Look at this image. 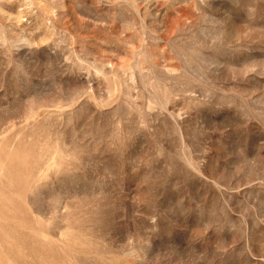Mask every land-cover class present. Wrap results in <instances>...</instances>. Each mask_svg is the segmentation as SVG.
Segmentation results:
<instances>
[{
  "label": "rangeland",
  "instance_id": "obj_1",
  "mask_svg": "<svg viewBox=\"0 0 264 264\" xmlns=\"http://www.w3.org/2000/svg\"><path fill=\"white\" fill-rule=\"evenodd\" d=\"M0 264H264V0H0Z\"/></svg>",
  "mask_w": 264,
  "mask_h": 264
}]
</instances>
